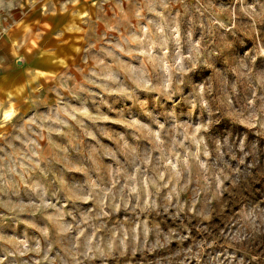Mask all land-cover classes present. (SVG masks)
<instances>
[{"label":"rangeland","instance_id":"rangeland-1","mask_svg":"<svg viewBox=\"0 0 264 264\" xmlns=\"http://www.w3.org/2000/svg\"><path fill=\"white\" fill-rule=\"evenodd\" d=\"M261 158L264 0H0V264H264Z\"/></svg>","mask_w":264,"mask_h":264},{"label":"trees","instance_id":"trees-1","mask_svg":"<svg viewBox=\"0 0 264 264\" xmlns=\"http://www.w3.org/2000/svg\"><path fill=\"white\" fill-rule=\"evenodd\" d=\"M250 160V159H249ZM252 161H255V162H252V163H255L254 167L259 170L262 175L264 176V163H263V159H251Z\"/></svg>","mask_w":264,"mask_h":264}]
</instances>
